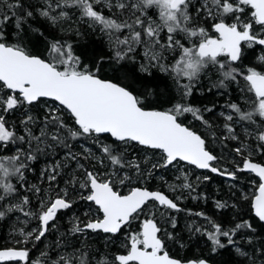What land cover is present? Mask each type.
Returning <instances> with one entry per match:
<instances>
[{
	"label": "snow or ice",
	"instance_id": "obj_1",
	"mask_svg": "<svg viewBox=\"0 0 264 264\" xmlns=\"http://www.w3.org/2000/svg\"><path fill=\"white\" fill-rule=\"evenodd\" d=\"M74 20L100 33L91 54L77 52L72 36L84 33L72 28ZM43 24L71 35H46ZM29 34L44 41L43 51L27 46ZM245 46L264 49V0H0V220L23 217L15 244L0 247V264H212L211 256L182 261L169 254L167 242L175 236L160 226L156 212L180 211L182 194L120 189L133 182V173L145 181L180 162L236 178V172L213 166L218 157L207 138L181 120L190 113L211 129L202 110L186 100L213 69L215 88L244 82L243 101L227 104L230 111L220 115L224 139L236 141L233 151L243 158L237 170L259 177L250 200L256 222L241 218L225 227L201 212L195 215L205 217L211 231H190L206 235L212 253L229 251L230 264H264V163L253 159L264 155V71L258 70L264 51L256 57L259 66L245 67ZM156 73L171 77L177 102H160L167 93ZM133 145L145 155L129 156ZM42 158L37 179L50 194L27 179ZM178 180L168 185L171 192L195 191L187 173ZM80 201L95 209L73 213L71 227L33 260L27 245L42 242L58 213ZM216 207L228 205L217 201ZM136 220L139 229L126 233L120 249L105 251ZM170 222L175 228L174 217ZM101 233L105 244L92 247Z\"/></svg>",
	"mask_w": 264,
	"mask_h": 264
},
{
	"label": "rangeland",
	"instance_id": "obj_2",
	"mask_svg": "<svg viewBox=\"0 0 264 264\" xmlns=\"http://www.w3.org/2000/svg\"><path fill=\"white\" fill-rule=\"evenodd\" d=\"M72 27H76V26H81L82 28H86L88 29L92 35L96 36L97 39L100 41L99 44L101 43L100 40V33L97 31L95 33H93L86 25V23L84 22H79V21H70ZM57 37L64 35L65 38H67L68 35H70V33H56ZM73 42L76 43L77 39L76 36H72ZM261 51H264V49H259L258 51V55L261 53ZM87 52V51H86ZM92 53V52H91ZM248 60V58L246 59V61ZM247 66H259L260 62L253 57L252 59L250 58V61L248 60L246 62ZM131 66V65H130ZM264 66H259L258 70L263 69ZM113 75V73L109 72V76ZM156 77L157 76H161V77H165L167 80V82L170 84V87L166 89V87L164 85H160L159 88L161 90L166 91L167 95L163 96L160 98V102H163L165 100H169V96L172 95L173 97L171 98L172 103L177 102V100L179 99V91L176 89L175 84L172 82V79L170 76L164 75V74H160V73H156L155 74ZM209 76V74H208ZM239 80V78H238ZM186 82V81H185ZM209 83V80L207 81ZM243 83L242 80H239V84ZM210 85V83H209ZM139 86V85H138ZM242 88V86H241ZM238 88L239 91V96H240V89ZM169 89V90H168ZM219 90V89H218ZM201 91L202 89L199 88V86H197L194 90L193 93L190 97L187 98L186 102L188 104H191L194 107H198L202 110V115L204 116V118L206 120H208L210 122V124L212 125L211 129H209L208 127H206L201 121L196 120L192 114L188 113L185 114L183 117H181V120L184 123L189 124L193 129L197 130L199 133H201L202 135H204L208 142L211 145L212 150H214V154L218 157L217 161L212 162L213 166L221 168V169H227L228 171H234L236 172V178L235 179H225L223 178L221 175H214L211 172H203L202 170H199V173H194V168H192L189 164L187 163H182L180 162V164L175 165V166H170L167 169H161V170H157L156 172H154V176L153 178H150L148 180L145 181H136L135 180V176L133 173V182L131 184H128L126 187H122L120 189V191L122 193H127V191L130 190L131 187H135V186H148L147 182L153 181L151 187L155 188L153 190H161L163 192H165L166 194L172 195V196H177V195H183V199H181L180 201H178V203L183 204V206H187V208H189V212H184L182 214L176 215L175 213H171L169 211H167L166 209H161L160 211H163L165 213V215L163 217H161L160 215V211L156 212V217L157 220L160 222V226L165 229L167 232H171L174 234L175 239H177L178 236V232L182 233V232H186L188 233L189 238L192 239V248L194 250V254L193 256H199L202 257V255H205L206 258L211 256V258L214 260L215 264H218V260L215 259L214 256H217V254H220L223 252V249L219 250L218 253H212L210 251L211 248V244L207 239L206 235H203L202 233H197L195 231H190V228L192 227H199V228H206L209 231H211V227L209 225V222L207 219H205V217L203 216H198L195 215V213H204L206 217L211 218V220L217 222V223H222L225 227H230L232 224H234L235 222H237L238 220H234V219H230L229 222L224 220V218H222V216H224L223 214H221L222 211H226L228 209H232L234 207H232V204L228 203V207L224 208V209H218L216 207V202L220 201V202H225L227 203L228 201H222L225 200V196L224 198H220L219 197V193L218 191H220V188H218V184H217V191H214V194H211L210 196H207L205 194V183L204 182H208L211 181V177L213 176H217L221 179V185L224 188L225 192L228 193L230 192L231 194H235L237 196V198L241 201H247V203H249V199L252 198L253 194L256 193L255 189L258 186L256 182H254V179H250L247 177H244V179H247V181H245L244 179H240L241 177L238 176L240 175L239 172L237 170V167H241L242 165V157L237 155L233 149L234 147L237 145L236 141H230V140H225L224 136L227 135V132L223 129V124L225 123L224 117L220 115V113H225L227 114L230 109H228L226 107V102H229L228 100L230 99V97L232 96V94L229 92L228 94H223L222 91L219 90V92H216L214 94V97L212 99V101L214 102H208V103H204V104H198L192 101L193 98V94H199L201 95ZM234 92V90H233ZM170 94V95H169ZM242 96L240 97V102L243 101V97L244 94H241ZM153 102H157L156 98L153 97L152 98ZM165 107L168 106V104H164ZM205 108H212L213 110L211 112H204L203 109ZM18 115V114H17ZM237 131H239V129H237ZM213 133H215V137L216 139H213ZM107 138L110 139V137H105V139L107 140ZM251 142V141H249ZM123 147V146H122ZM254 147V145H253ZM76 150H79V145L76 146ZM129 156L132 155H136L138 157H143L145 155V152L142 151L140 149V146L137 145H133L131 148H129L128 150ZM149 156L152 155L151 152L147 153ZM159 152H156V157L153 158V160H155L156 158L159 157ZM57 159H63L62 155L58 156ZM255 162H262L264 163V155H261L259 153H255L254 157H253ZM42 162L37 164V167L39 169V171L45 166V159L42 158ZM84 163L87 165V161H84ZM96 168H100L102 170V166L101 165H95ZM177 168H179L182 172H185L188 174L194 188L195 191L189 193L187 190H183L180 188H177L176 192H171L168 185H178L179 184V180L178 177L181 176V171H177ZM91 170V168L89 169ZM38 173H36V175H34L36 177L35 180H33L31 178V172L27 173V179L29 181V183H40V186L45 190L46 194H50L48 193V185L47 183H41L37 177H38ZM194 173V174H193ZM204 176H208L210 177V179L208 180H203ZM197 177H199L200 179L198 180ZM240 179V180H237ZM213 181V179H212ZM216 184V182L214 183ZM60 187H64L63 184H60ZM220 187V186H219ZM151 189V188H150ZM243 196H247L248 200H244L242 199ZM195 197V198H193ZM75 199V195L73 197ZM209 199V200H208ZM207 202V204H209L210 209H212V212L206 211V209H204V205ZM36 203L35 197L33 198V204ZM203 204V205H202ZM91 206L93 208V210L95 209L94 205H90L89 202H84V201H80L78 202L73 209L71 210H66V211H61L60 213H58V220L56 222V227L54 229H52L46 236V238H42V242H37L35 247H33L32 243H29L27 245V247H30L32 249L30 255L32 257L33 260L39 258V253L41 251L46 250V248L52 244L55 243V241L57 240V238L60 236L61 232L64 230L65 232L71 227L70 224V218L72 217L73 213H75L76 215H80L82 210L85 209L86 207ZM151 207V205H150ZM199 207L201 209H199ZM232 207V208H231ZM155 211V209H153ZM171 213V214H170ZM18 215V214H16ZM16 215H12V217L10 219H5V220H0V228L3 226V231H2V238H0V242L2 243L3 246H13L15 244V239H16V233L14 230H18L22 225L21 222L23 220V217L20 216V220H17ZM174 217L175 221H176V225L178 224V230L175 231L174 228L171 225L170 219ZM145 216L142 215L140 217V220L144 219ZM250 219V218H249ZM140 220H136L133 221L132 224H130L126 229H124V231L121 233L120 236L118 237H112V240L114 241L113 244H108L109 246H111L109 252H116L118 249H120V245L122 242L125 241V235L128 232H135L136 230V225L138 224V222ZM255 220V219H254ZM140 224V222H139ZM36 223L35 221H31L27 227L30 229L31 227H35ZM179 233V234H180ZM104 234H100L98 236H95V243L92 245V247L96 248V245L99 244H105V240L103 239ZM37 244L40 245V247H37ZM168 244V251H170L171 253L174 254H178L181 255L182 254V250L184 248V245L180 243V241L177 239L175 240H169L167 242ZM200 247H203L204 250L202 252L198 253V250ZM107 249L105 248V251ZM201 256H200V255ZM204 258V257H203ZM13 264H17V263H13ZM18 264H24V262H18Z\"/></svg>",
	"mask_w": 264,
	"mask_h": 264
},
{
	"label": "trees",
	"instance_id": "obj_3",
	"mask_svg": "<svg viewBox=\"0 0 264 264\" xmlns=\"http://www.w3.org/2000/svg\"><path fill=\"white\" fill-rule=\"evenodd\" d=\"M76 27H79V26H76ZM76 27H72L73 29H75ZM81 32L84 33L83 36L81 37H77L76 36V44L78 45L77 47V52L79 53L80 51H87L89 54H91V52L93 51V49L96 47L97 44H99V40L97 39L96 36L92 35V33L86 29V28H82L81 26L79 27ZM43 30H45V33L46 35L51 32L53 35L57 36L56 33H64L62 31H58V30H53L51 28L48 27L47 24H43ZM71 35V33H70ZM26 40L28 41V44L27 46L33 50V52H36L37 49H39L40 51H43L45 49V43L42 39H38L36 36H33L31 34H29L28 37H26ZM251 51H247L246 54H245V59L249 58V56H251ZM87 62V61H86ZM131 67V66H130ZM167 79L165 77H161V76H157L156 77V83L160 85H164L167 88L170 87V84L166 81ZM218 80V77H214V79L212 80V78L209 80V83L206 82L204 85H202L201 89V95L199 94H196L194 93L193 94V98H192V101L195 102V103H198L199 105L200 104H204L205 102L208 103V102H214L212 101L213 97H214V94L216 92H219L222 91L223 94H228L229 92L231 93H234L232 94V96L230 97V99L228 100L229 102H226V105L231 103V102H240V97L242 96V92L240 91V96H239V91H238V88H233L231 85L232 84H229L226 88H215L213 87V84ZM211 88V91H208V89ZM214 88V89H213ZM219 89V90H218ZM169 90V89H168ZM234 90V92H233ZM170 95V94H169ZM173 96L170 95L168 98L169 100H171ZM173 100H171L172 102ZM107 140H109V138H107ZM43 160L40 159L38 163H41ZM38 163H34V168H35V171H32L31 172V178L33 180L36 179V177L34 175H36V173H38L39 169L37 167V164ZM241 176L240 179H244V177L248 176V177H253V176H250V175H244L243 173H239ZM213 179H211V181H208V182H204L205 184V194L207 196H210L211 194H214L213 192L214 191H217L216 189L220 188V191H218L219 193V197L220 198H224L225 196V200H222V201H228L227 202V205L228 203L229 204H232V205H236V207L232 208V209H228L226 211H222L221 214H223L224 216H222V218H224V220L228 221L230 219H234V220H239L241 218H244V219H252L254 222H256L254 219V216L250 213V208H249V203H247V201H241L237 198V196L235 194H231L230 192L226 193L224 188L222 187L221 185V179L217 176H213L211 177ZM251 179V178H250ZM216 182V184H214ZM148 183V186L146 184L145 187H148L149 189H155V188H152L151 185L153 183V181H150V182H147ZM217 184H218V188H217ZM220 186V187H219ZM209 200V199H208ZM203 205V204H202ZM204 209H206V211H209V212H212V209H210L209 207V204H207V202L205 203L204 205ZM199 209H201L199 207ZM172 213V212H171ZM170 213V214H171ZM181 214L180 212H177L176 215H179ZM178 224L176 225V227L174 228L175 231L178 230ZM3 226L0 228V238H2V231H3ZM65 231L63 230L61 233H64ZM122 233V232H121ZM118 234L117 236L115 237H118L121 235ZM178 232V236H177V239L180 241L181 244L184 245V248H183V252L181 255H178V254H174L173 253V256H181L183 258H186V257H190L192 256L194 253V250L191 246V242H192V239L189 238L188 236V233L186 232H182L180 233ZM102 245L104 244H99V245H96L97 247H101ZM2 243L0 242V247H2ZM37 247H40L39 244H37ZM96 247V248H97ZM111 246L107 245L106 247V251L109 252ZM203 247H200L199 249H201ZM204 250L201 249V250H198V253L199 252H202ZM200 255V254H199ZM201 256V255H200ZM202 257L206 258L205 255H202ZM215 259L218 260V264H225V262H229L230 264V261H231V254L229 251H225L223 250L222 253L220 254H217V256H214ZM212 263L215 264L214 260L212 259Z\"/></svg>",
	"mask_w": 264,
	"mask_h": 264
},
{
	"label": "flooded vegetation",
	"instance_id": "obj_4",
	"mask_svg": "<svg viewBox=\"0 0 264 264\" xmlns=\"http://www.w3.org/2000/svg\"><path fill=\"white\" fill-rule=\"evenodd\" d=\"M259 49H260V47H256L255 48V50H252V49H248L247 48V46H245V54H246V52L247 51H251L252 53H251V56H249V58H248V60L250 61V58L252 59L253 57H257V55H258V51H259ZM247 60V61H248ZM246 59H245V56H244V59H243V61H242V63H243V65L245 66V67H247V64H246ZM250 66V65H249ZM261 71H264V68L263 69H260ZM214 77H218L216 74H215V70L213 69V71L212 72H210L209 73V76H202L201 77V80H200V84L201 85H204L208 80H210L211 78H212V80L214 79ZM232 85V87L233 88H241V86L243 87L244 86V82L243 83H241L240 82V84L239 83H231ZM199 88H201V86H199ZM214 89V88H213ZM185 124H187V123H185ZM193 130H195V129H193ZM195 131H197V130H195ZM182 163H185V162H182ZM188 164V163H187ZM192 168H194V173H199V170H202L204 173L205 172H211L209 169H199V168H197L196 166H194V165H191V164H189ZM241 167H242V165H241ZM193 173V174H194ZM212 173V172H211ZM239 173H243L244 175H250V176H253V177H248V176H246L247 178H251V179H254V182H256L257 183V185H258V183H259V178L257 177V176H255L253 173H251V172H249V171H246V170H244V171H240ZM214 175H219V174H217V173H213ZM238 176H242V175H238ZM223 178H225V179H232L231 177H228V176H222ZM237 180H240V179H237ZM245 181H247V179H244ZM256 189H257V187H256ZM256 189H255V191H256ZM150 190H153V189H150ZM159 190V189H158ZM161 191V190H160ZM126 194V193H125ZM250 200H251V198L249 199V208H250ZM179 206H180V211H175V210H171V209H166L167 211H169V212H172V213H177V212H180L181 214L182 213H184V212H189V208H187V206H183V204H181V203H179ZM250 213L254 216V213L251 211V208H250ZM140 222V221H139ZM139 222H138V224L136 225V230H138L139 229ZM126 229V228H125ZM124 231V229L121 231V232H123ZM177 239H175V241H176ZM169 254L171 255V256H173V253H171L170 251H169ZM174 258H176V259H180V260H182V261H188V260H197V259H203V257H199V256H190V257H186V258H183V257H181V256H173ZM13 263H17V262H13ZM213 264V263H212Z\"/></svg>",
	"mask_w": 264,
	"mask_h": 264
},
{
	"label": "water",
	"instance_id": "obj_5",
	"mask_svg": "<svg viewBox=\"0 0 264 264\" xmlns=\"http://www.w3.org/2000/svg\"><path fill=\"white\" fill-rule=\"evenodd\" d=\"M185 163H187V162H185ZM246 171H248V170H246ZM255 176H256V174L255 173H253ZM258 177V176H257ZM259 178V177H258ZM256 191H257V189H256ZM188 261H190V260H188Z\"/></svg>",
	"mask_w": 264,
	"mask_h": 264
}]
</instances>
